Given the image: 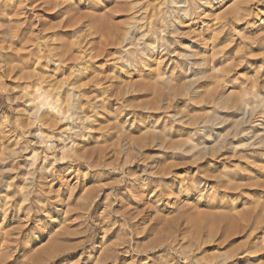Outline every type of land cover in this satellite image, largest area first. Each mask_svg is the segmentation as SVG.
<instances>
[{
	"label": "rangeland",
	"instance_id": "1",
	"mask_svg": "<svg viewBox=\"0 0 264 264\" xmlns=\"http://www.w3.org/2000/svg\"><path fill=\"white\" fill-rule=\"evenodd\" d=\"M263 111L264 0H0V264H264Z\"/></svg>",
	"mask_w": 264,
	"mask_h": 264
},
{
	"label": "bare ground",
	"instance_id": "2",
	"mask_svg": "<svg viewBox=\"0 0 264 264\" xmlns=\"http://www.w3.org/2000/svg\"><path fill=\"white\" fill-rule=\"evenodd\" d=\"M245 14V13H244ZM244 17H243V15L242 16H238V17H236L234 20L235 21H240V20H242ZM15 33V32H14ZM13 35V34H12ZM12 38H14V37H12ZM15 39V38H14ZM14 39H12L11 40V44H9V48L8 49H10V50H14V48H13V46L15 45V43H16V40H14ZM11 54V53H10ZM9 56H11V55H9ZM15 68V65H13V67L11 68L12 70ZM263 116H264V111H263V114H262ZM255 117V116H254ZM264 149V148H263ZM264 193V192H263Z\"/></svg>",
	"mask_w": 264,
	"mask_h": 264
}]
</instances>
